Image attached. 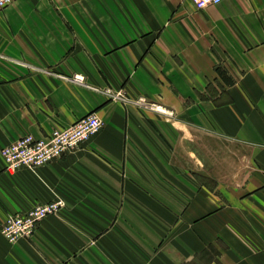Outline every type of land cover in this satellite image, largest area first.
Masks as SVG:
<instances>
[{
    "label": "crops",
    "instance_id": "obj_1",
    "mask_svg": "<svg viewBox=\"0 0 264 264\" xmlns=\"http://www.w3.org/2000/svg\"><path fill=\"white\" fill-rule=\"evenodd\" d=\"M92 112L87 143L5 170V146ZM58 196L32 237L3 235ZM0 264H264V0L0 11Z\"/></svg>",
    "mask_w": 264,
    "mask_h": 264
},
{
    "label": "built area",
    "instance_id": "obj_2",
    "mask_svg": "<svg viewBox=\"0 0 264 264\" xmlns=\"http://www.w3.org/2000/svg\"><path fill=\"white\" fill-rule=\"evenodd\" d=\"M16 0H0V11ZM199 9L210 5H218L226 0H190ZM76 80L83 81L82 77ZM103 126L96 113H89L68 126H58L45 138L24 136L2 149L6 171L15 173L27 168L37 169L65 153L87 143ZM65 206V200L59 196L54 200L39 203L23 213L9 215L1 225V232L10 242L32 237L39 224L48 215L60 211Z\"/></svg>",
    "mask_w": 264,
    "mask_h": 264
},
{
    "label": "trees",
    "instance_id": "obj_3",
    "mask_svg": "<svg viewBox=\"0 0 264 264\" xmlns=\"http://www.w3.org/2000/svg\"><path fill=\"white\" fill-rule=\"evenodd\" d=\"M217 72L220 75V77L224 80L225 83L233 84L232 78L228 75L225 69H223L222 67H217Z\"/></svg>",
    "mask_w": 264,
    "mask_h": 264
},
{
    "label": "rangeland",
    "instance_id": "obj_4",
    "mask_svg": "<svg viewBox=\"0 0 264 264\" xmlns=\"http://www.w3.org/2000/svg\"><path fill=\"white\" fill-rule=\"evenodd\" d=\"M92 113H95V112H92ZM97 115H98V114H97ZM99 118H100V117H99ZM100 119H101V118H100ZM101 120H102V119H101ZM102 122H103V121H102ZM103 125H104V124H103ZM102 127H103V126H102ZM29 135H31V134H29ZM25 136H28V135H25ZM31 136H33V135H31ZM47 136H48V135H46V136H44V137H41V138H45V137H47ZM22 137H24V136H22ZM22 137H20V138H22ZM33 137H34V136H33ZM20 138H18V139H20ZM35 138H36V137H35ZM18 139H17V140H18ZM15 141H16V140H15ZM80 147H81V146H80ZM78 148H79V147H78ZM2 156H3V155H2ZM3 158H4V157H3ZM4 161H5V160H4ZM5 170H6V164H5ZM7 172H8V171H7ZM16 172H17V171H16ZM58 197H59V196H58ZM56 198H57V197H56ZM62 198H63V197H62ZM54 199H55V198H54ZM54 199H52V200H54ZM63 199H64V198H63ZM64 200H65V199H64ZM50 201H51V200H50ZM47 202H48V201H47ZM66 203H67V202H66V200H65V206H64L61 210H63V209L66 207ZM38 204H39V203H38ZM61 210H60V211H61ZM60 211H57L56 213H59ZM56 213H54V214H56ZM51 215H52V214H51ZM48 216H49V215H48ZM44 219H45V218H44ZM44 219H43V220H44ZM42 222H43V221H42ZM42 222L39 224L38 227H40V225L42 224ZM38 227H37V228H38Z\"/></svg>",
    "mask_w": 264,
    "mask_h": 264
},
{
    "label": "bare ground",
    "instance_id": "obj_5",
    "mask_svg": "<svg viewBox=\"0 0 264 264\" xmlns=\"http://www.w3.org/2000/svg\"><path fill=\"white\" fill-rule=\"evenodd\" d=\"M158 109H161L160 107H157Z\"/></svg>",
    "mask_w": 264,
    "mask_h": 264
}]
</instances>
